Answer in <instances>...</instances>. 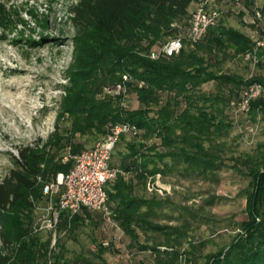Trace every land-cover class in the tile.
<instances>
[{"label": "trees", "instance_id": "1", "mask_svg": "<svg viewBox=\"0 0 264 264\" xmlns=\"http://www.w3.org/2000/svg\"><path fill=\"white\" fill-rule=\"evenodd\" d=\"M198 1L76 0L68 6L77 35L74 60L68 68L71 83L64 85L62 114L67 112L71 119V126L66 129L71 135L52 132L47 142L20 145L18 154L11 156L12 166L0 179V264H47L49 258L53 259L52 264H79L66 259L63 246L61 251L51 247V236L44 239L32 230L35 209L39 202L46 201L45 183L56 181L59 173H67L74 164V159L64 160L65 147L73 154L89 148L76 141V134L104 135L122 121L134 123L143 130L144 137H156L160 142L150 146V155L135 142L128 143L129 152L121 155L117 163L126 173H117L106 184L108 206L112 217L133 240H139V227L164 234L158 241L140 245L155 253L156 264H264V140L255 151L235 157L231 165L250 178L248 199L244 215L237 221L239 231L226 247L217 251L198 253L202 241H190V248L184 249L182 227L171 225V230H167L169 226L150 218L161 201L155 195L147 197L135 192L137 184L145 185L150 176L167 172V156L184 162L186 170L200 175L225 166L214 138L224 136L231 122L217 119L198 98L213 106L219 100L238 98L252 82L264 86V72L250 77L217 73L206 63L205 52L224 54L232 48L233 55L245 56L255 46L254 37L224 25L221 19L199 41L184 37L177 54L156 59L147 55L153 49L159 50L167 36L180 33L174 23L187 19L189 24L190 6ZM243 1L248 6L255 4V0ZM257 9L264 17V4L252 9L255 16ZM255 63L264 71L263 49L258 50ZM125 72L144 82L142 86L131 84L140 103L136 108L125 109L113 99L97 95L106 82H114ZM210 80L220 86L229 85L228 93L221 96L200 91L201 85ZM163 91L168 96L161 103ZM258 113L264 115V94L251 101L249 114L255 117ZM62 114L57 117L56 127ZM83 209L91 217L89 209ZM85 219L79 212L71 215L65 210L59 229L74 230ZM56 245H61L60 239Z\"/></svg>", "mask_w": 264, "mask_h": 264}, {"label": "rangeland", "instance_id": "2", "mask_svg": "<svg viewBox=\"0 0 264 264\" xmlns=\"http://www.w3.org/2000/svg\"><path fill=\"white\" fill-rule=\"evenodd\" d=\"M75 1L0 0V179L12 166L11 156L18 154L20 145L37 140L43 144L48 141L52 132L65 137L71 135L66 132L71 126V119L67 112L62 114V99L66 95L64 85L71 83L68 68L75 55L74 38L77 29L68 13V6ZM196 4L194 2L190 6V13ZM263 4L264 0H255L252 6H248L243 0H213L210 5L222 10L221 22L224 25L239 28L257 38L264 36V17L255 16L252 9ZM185 21L187 19L174 23L179 27L180 33L167 36L164 43L177 35L187 34L189 24ZM147 55L150 56V53ZM204 55L206 63L217 73L250 77L264 72L255 62L244 56L233 55L232 48L227 49L224 54L219 52L212 55L205 52ZM124 74L127 75V95L126 103L122 105L121 96L114 94L113 90L124 80ZM135 82L139 86L144 84L129 72L119 74V79L106 82L97 95L113 99L116 105L125 109L136 108L140 103L131 86ZM228 87L229 85L220 86L216 80H210L201 85L200 91L222 96L228 93ZM167 96V92L161 93V103L166 101ZM234 98L235 96L231 97L228 102H213V106H210L211 102L198 98L201 105L205 104L209 110L212 109L217 119L231 122V127L224 130V136L214 138L225 166L213 173L200 175L186 170L184 162L167 156L165 161L169 169L165 174L152 175L145 185L137 184L135 187L137 194L147 197L155 195L161 201L153 208L150 218L169 226L167 230H171V225L182 227L185 230L182 240L184 249L190 248V241H202L203 245L197 249L202 255L226 247L239 231L237 221L244 215L250 178L231 165L235 162V157L255 151L259 142L264 140V115L258 113L253 117L237 111L231 104ZM158 107L159 105H155V108ZM59 114L62 116L58 122L59 127H56ZM109 130L104 135L96 132L77 133L76 141L83 142L85 147H91L103 139ZM137 133H124L125 136L116 145L112 157L114 165L117 166L121 155L129 152L128 143L135 142L142 151L150 155V146L160 142L156 137H144L141 129ZM68 149L69 147H65L63 155ZM62 174L64 173H59L57 178H61ZM44 196L46 201L39 202L36 206L32 230L40 233L44 239L51 236V247L56 251H61L63 246L64 255L70 263L156 264L155 253L151 249H142L140 245L158 241L164 234L139 227V240H133L110 213L101 210L89 209L91 217L87 216L84 209L80 210L79 213L86 219L74 230H60L61 217L55 227L36 230L46 214L48 198L45 194ZM55 199L57 200L56 197ZM58 239L61 240L59 246L56 245ZM52 262L53 259L49 258L47 264Z\"/></svg>", "mask_w": 264, "mask_h": 264}, {"label": "built area", "instance_id": "3", "mask_svg": "<svg viewBox=\"0 0 264 264\" xmlns=\"http://www.w3.org/2000/svg\"><path fill=\"white\" fill-rule=\"evenodd\" d=\"M213 0H200L192 10L189 18V26L185 36L177 35L167 40L159 50L150 53L152 58L161 55L171 56L177 54L184 45V37L191 42L202 39L211 26L218 24L222 17V10L211 6ZM256 15L262 17V12L257 9ZM264 50V36L256 39L253 50L245 54L247 60L257 61L258 50ZM120 82L113 90L122 99L125 105L127 95L126 81ZM112 91V90H111ZM264 94V86L260 82H252L246 85L238 98L231 100V104L237 111L248 113L251 109V101ZM139 128L129 121L118 122L110 128L106 136L96 142L93 146L83 149L78 153H71L68 149L64 160L74 159L71 169L62 174L56 181L45 183L43 193L48 198L45 208L46 214L42 217L36 230L53 228L57 225L61 213L65 210L71 215L80 212L83 208L97 209L110 213L108 206V193L106 191L107 181L123 172L119 166L112 164V157L122 134L130 132L136 134ZM39 180L41 176H38ZM58 196L57 200L55 197Z\"/></svg>", "mask_w": 264, "mask_h": 264}, {"label": "crops", "instance_id": "4", "mask_svg": "<svg viewBox=\"0 0 264 264\" xmlns=\"http://www.w3.org/2000/svg\"><path fill=\"white\" fill-rule=\"evenodd\" d=\"M196 3H197V2H196ZM192 4H193V3H192ZM192 4H191V5H192ZM257 38H259V37H257ZM257 38H255V39H257Z\"/></svg>", "mask_w": 264, "mask_h": 264}]
</instances>
